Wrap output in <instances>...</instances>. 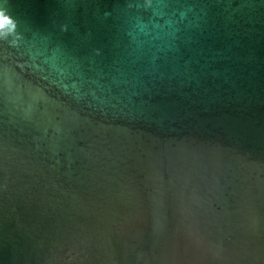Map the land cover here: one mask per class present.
Segmentation results:
<instances>
[{
    "label": "water",
    "instance_id": "95a60500",
    "mask_svg": "<svg viewBox=\"0 0 264 264\" xmlns=\"http://www.w3.org/2000/svg\"><path fill=\"white\" fill-rule=\"evenodd\" d=\"M5 3L0 264H245L264 0Z\"/></svg>",
    "mask_w": 264,
    "mask_h": 264
},
{
    "label": "clouds",
    "instance_id": "9594fccd",
    "mask_svg": "<svg viewBox=\"0 0 264 264\" xmlns=\"http://www.w3.org/2000/svg\"><path fill=\"white\" fill-rule=\"evenodd\" d=\"M5 12H8L9 15H5ZM0 16L6 17L10 22L13 23V18L11 17V13L8 7L6 6V3L4 6H0Z\"/></svg>",
    "mask_w": 264,
    "mask_h": 264
},
{
    "label": "snow or ice",
    "instance_id": "6c2138e0",
    "mask_svg": "<svg viewBox=\"0 0 264 264\" xmlns=\"http://www.w3.org/2000/svg\"><path fill=\"white\" fill-rule=\"evenodd\" d=\"M11 22L3 16H0V28H4L6 25L10 26Z\"/></svg>",
    "mask_w": 264,
    "mask_h": 264
}]
</instances>
